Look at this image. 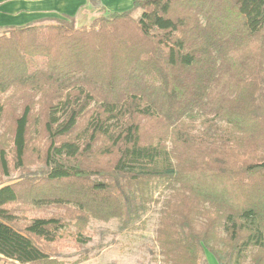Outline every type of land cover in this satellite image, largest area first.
I'll list each match as a JSON object with an SVG mask.
<instances>
[{
    "label": "trees",
    "instance_id": "16d2710c",
    "mask_svg": "<svg viewBox=\"0 0 264 264\" xmlns=\"http://www.w3.org/2000/svg\"><path fill=\"white\" fill-rule=\"evenodd\" d=\"M88 3L0 29V257L51 264L164 197L162 264H264V0Z\"/></svg>",
    "mask_w": 264,
    "mask_h": 264
},
{
    "label": "rangeland",
    "instance_id": "374dc122",
    "mask_svg": "<svg viewBox=\"0 0 264 264\" xmlns=\"http://www.w3.org/2000/svg\"><path fill=\"white\" fill-rule=\"evenodd\" d=\"M90 20L81 16L77 21L78 27L90 26L99 15L93 9ZM139 16V12L135 17ZM92 17V18H91ZM20 178V174L13 175L7 183H14ZM164 197L160 199L145 218L146 225L140 223L133 229L123 228L117 221H93L88 227V243L77 244L72 239L53 247L55 251L54 261L51 264H162V259L156 244V230L163 209ZM18 209L23 207L17 206ZM20 214L21 211L18 210ZM53 211L30 212L26 217H43L51 215ZM208 264H218L209 254L206 255ZM0 264H18L0 257Z\"/></svg>",
    "mask_w": 264,
    "mask_h": 264
},
{
    "label": "crops",
    "instance_id": "0c3cea01",
    "mask_svg": "<svg viewBox=\"0 0 264 264\" xmlns=\"http://www.w3.org/2000/svg\"><path fill=\"white\" fill-rule=\"evenodd\" d=\"M98 1L110 12L123 13L132 10L137 0ZM92 11L88 0H0V29L68 17L84 16L86 21L94 15Z\"/></svg>",
    "mask_w": 264,
    "mask_h": 264
}]
</instances>
